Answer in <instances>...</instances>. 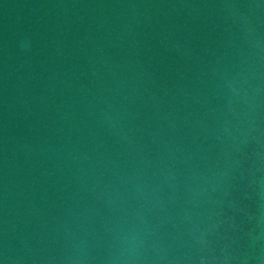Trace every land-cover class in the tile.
Wrapping results in <instances>:
<instances>
[{"label": "water", "instance_id": "obj_1", "mask_svg": "<svg viewBox=\"0 0 264 264\" xmlns=\"http://www.w3.org/2000/svg\"><path fill=\"white\" fill-rule=\"evenodd\" d=\"M0 264H264V0H0Z\"/></svg>", "mask_w": 264, "mask_h": 264}]
</instances>
